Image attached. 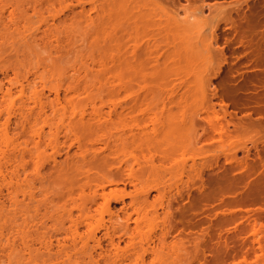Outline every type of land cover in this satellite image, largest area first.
<instances>
[{
  "label": "rangeland",
  "instance_id": "rangeland-1",
  "mask_svg": "<svg viewBox=\"0 0 264 264\" xmlns=\"http://www.w3.org/2000/svg\"><path fill=\"white\" fill-rule=\"evenodd\" d=\"M248 14L258 32L241 43L237 30ZM263 28L264 0H0V106L33 110L22 127L0 112V264H185L177 260H189L191 245L154 255L142 246L159 230L160 207L146 206L140 226L131 220L123 234L125 211L137 210L128 192L142 180L147 188L168 183L165 200L176 206L199 197L213 176L227 173L246 187L261 177L264 169L253 178L245 172L264 157ZM187 41L196 43L193 52ZM220 127L232 136L219 139ZM227 137L246 141L234 140L229 151ZM237 159L249 162L247 171ZM241 187L221 201L239 199ZM155 193L148 200L157 204ZM215 200L193 219L215 222L231 211L223 228L247 230L236 247L247 249L246 264H264L254 235H264V204Z\"/></svg>",
  "mask_w": 264,
  "mask_h": 264
},
{
  "label": "bare ground",
  "instance_id": "bare-ground-1",
  "mask_svg": "<svg viewBox=\"0 0 264 264\" xmlns=\"http://www.w3.org/2000/svg\"><path fill=\"white\" fill-rule=\"evenodd\" d=\"M189 1V0H188ZM186 6V5H185ZM184 6V7H185ZM213 6V5H212ZM187 7V6H186ZM219 7V6H218ZM212 9H214V8H212ZM217 9V8H216ZM218 11H219V8L217 9ZM216 10V11H217ZM213 11V10H212ZM217 11V12H218ZM191 14V13H190ZM251 14H253V13H251ZM188 15V14H187ZM193 15V14H192ZM249 15V14H248ZM254 15H257L256 13H254ZM250 16V18L248 17V18H244V20H245V22L244 21H241L242 23L244 22L245 23V26H242V27H244V28H242L241 26H239V24H238V26L239 27H241L240 29H238V26H237V24H236V22L234 21V23L236 24L235 26H237V31H241V34H239L238 33V35H239V38L237 37V36H235V37H237L238 39H240L241 40V43H242V41H243V37L246 39V41L248 40V38H250V39H252L253 40V38H255V36L253 35L252 36V34H253V31H254V28H256L257 29V27H255V26H258L257 25V23H254V22H252L253 20H256V19H253V20H251L252 19V17H251V15H249ZM191 17V16H190ZM245 17V16H244ZM247 17V16H246ZM254 18V17H253ZM187 19H189V18H187ZM192 19V18H191ZM243 19V18H242ZM172 20H173V17L171 18V23H172ZM229 20H231V19H229ZM240 20L241 19H239V23H240ZM174 21V20H173ZM204 21V20H203ZM233 21V20H232ZM231 21V22H232ZM250 21H251V23L253 24H251L250 23ZM192 22V21H191ZM231 22H230V24H231ZM256 22V21H255ZM193 23V22H192ZM175 23L173 22V24L172 25H174ZM204 24V23H203ZM256 24V25H255ZM263 24V23H262ZM261 24V25H262ZM233 25V24H232ZM240 25H242V24H240ZM244 25V24H243ZM255 25V26H254ZM175 26V25H174ZM235 26H233V27H235ZM191 27V26H190ZM172 28H173V26H172ZM235 29V28H234ZM255 29V30H256ZM264 29V28H263ZM258 30V29H257ZM264 31V30H263ZM234 32V31H233ZM236 32V31H235ZM254 32H258V31H254ZM237 34V33H236ZM261 34V33H260ZM212 35V34H211ZM240 35H241V37H240ZM256 35V34H255ZM210 36V35H209ZM214 36V35H213ZM251 36L253 37V38H251ZM174 37V36H173ZM245 39H244V41H245ZM264 39V38H263ZM174 40V39H173ZM252 40H250V41H252ZM256 40V39H255ZM193 41V40H192ZM192 41H191V43L189 44L188 42L189 41H187L186 42V44L188 45V46H186L187 48H188V50L187 51H192L191 50V47H192ZM239 41V40H238ZM249 41V40H248ZM247 41V42H248ZM259 41H260V39H259ZM263 40H261V42H262ZM256 42V41H255ZM255 42H251V43H255ZM240 43V42H239ZM211 44V43H210ZM209 44V46L212 48V44L210 45ZM189 45L191 46V47H189ZM196 46V43L194 42V44H193V46ZM206 46H205V48L207 47V48H209V46H207V43L205 44ZM246 45H248V44H246ZM173 46H174V44H173ZM195 46H194V48H195ZM255 46V45H254ZM259 46V45H258ZM185 47V48H186ZM204 47V46H203ZM202 47V52L203 53H207L206 51L207 50H205V48H203ZM249 47V46H248ZM174 48V47H173ZM186 48V49H187ZM200 48V47H199ZM257 48V47H256ZM256 48L255 49H253L252 51L253 52H255V50H256ZM28 49V48H27ZM257 49H260V48H257ZM204 50H205V52H204ZM209 50L211 51V49L209 48ZM208 52L209 54L211 53V52ZM258 51V50H257ZM193 52V51H192ZM263 52V51H262ZM219 53H220V50H219ZM260 53V52H259ZM258 52H257V54H259ZM256 54V53H255ZM220 55H221V53H220ZM254 55V54H253ZM262 55L264 56V54L262 53ZM204 56V55H203ZM206 56H207V54H206ZM209 56V55H208ZM211 56V55H210ZM222 56H224V54L222 55ZM256 56V55H255ZM226 57V56H225ZM257 57H259V56H257ZM221 59V58H220ZM224 58H222V60H223ZM256 59V58H255ZM224 60H226V59H224ZM262 60H263V58H262ZM220 61V60H219ZM259 61H260V59H259ZM225 62V61H224ZM223 63V62H222ZM218 64H221V62H219ZM220 65H218V67H219ZM218 67H217V69H218ZM202 71H203V69H201ZM200 71V70H199ZM201 71V72H202ZM6 72V71H5ZM197 73H198V70H197ZM197 73L195 72V74H196V76H199V75H197ZM199 74H201L200 72H199ZM202 75V74H201ZM196 79H198L197 77H195ZM194 78V79H195ZM199 80V79H198ZM188 81H189V79H188ZM201 80H199V82H200ZM180 82V81H179ZM183 82V81H182ZM191 82V81H190ZM198 82V81H197ZM196 82V83H197ZM198 82V83H199ZM179 84V83H178ZM178 84L176 85L177 87H178ZM180 85V84H179ZM185 85V84H184ZM198 85H201V84H198ZM173 86V85H172ZM171 86V87H172ZM182 86V85H181ZM187 86V85H186ZM184 87V86H183ZM198 87V86H197ZM171 89H173V88H171ZM180 89V88H179ZM214 89V88H213ZM222 89V88H221ZM221 89H219V90H221ZM174 90V89H173ZM224 90V89H223ZM175 91V90H174ZM173 91V92H174ZM199 93H200V91H198ZM212 92H214V91H212ZM215 92H216V90H215ZM218 92V91H217ZM221 92V91H220ZM223 92V91H222ZM57 95V94H56ZM202 96V93H200L199 94V96ZM213 95V94H212ZM215 95V94H214ZM223 95V94H222ZM221 95V96H222ZM172 96V95H171ZM170 96V97H171ZM200 96V97H201ZM204 97V96H203ZM202 100V99H201ZM223 100V99H222ZM221 106H222V109H223V105H225V104H220ZM220 105H219V108H220ZM226 106V105H225ZM203 107H205V106H203ZM213 107V106H212ZM23 108H24V103L22 102L21 104H19V106L17 107V109H15V108H13V110H12V108L11 107H1L0 106V112H2V110H7L6 112H8V114L9 115H14V117H15V119H14V121H13V123L15 124V126H18V125H20L21 126V124H22V119L24 120V119H28V117L33 113V110H32V107L31 106H27V112H24V110H23ZM201 109H199L200 111L202 110V107H200ZM216 107H214L212 110H211V112H214L216 109H215ZM9 109H11L10 111H9ZM15 109V110H14ZM218 109V108H217ZM221 109V110H222ZM227 109V108H226ZM225 108H224V110L225 111H227ZM206 110H210V109H208L207 107H206ZM220 110V111H221ZM217 111V110H216ZM216 111L213 113V115H217L216 114ZM5 112V111H4ZM5 112V113H6ZM11 113V114H10ZM12 113H14V114H12ZM217 113H218V111H217ZM223 113H225L224 111H223ZM228 113V112H227ZM208 114H211V113H208ZM221 114H222V112H221ZM220 113H219V115H221ZM226 114V113H225ZM229 114V113H228ZM9 115H6V117L7 116H9ZM219 115H217V116H219ZM17 116V117H16ZM225 116V115H224ZM224 116H222V117H224ZM211 117H212V114H211ZM221 117V116H220ZM217 118V117H216ZM10 119H11V116H10ZM218 119V118H217ZM226 119V118H225ZM5 120H7V122H9L8 120H9V118L7 117V119H5ZM225 121H227V120H225ZM6 122V121H5ZM228 122V124H230V122L229 121H227ZM227 122H225L224 124H226ZM226 126H227V124H226ZM226 126H222V128L223 129H225V128H227ZM22 127V126H21ZM212 128H214V127H212ZM222 128L220 127L219 128V130L217 131V132H219V134H220V137H219V139L225 134H229V132L228 133H224V134H221V133H223V132H226L225 130H223L222 131ZM23 129V128H22ZM253 129H255V128H253ZM252 129V130H253ZM213 130V129H212ZM228 131H229V129H227ZM256 130V129H255ZM208 132H210V131H208ZM215 132V131H214ZM249 133V132H248ZM247 133V134H248ZM258 133H259V131H258ZM209 134V133H208ZM217 134V133H216ZM250 134V133H249ZM251 134H253V133H251ZM212 135H214V134H212ZM218 135V134H217ZM222 135V136H221ZM230 135V134H229ZM228 135V136H229ZM209 136H210V134H209ZM209 136H207V138L209 139V138H211V136L209 137ZM219 136V135H218ZM227 136V135H226ZM226 136H223V137H226ZM230 136H232V135H230ZM234 136V135H233ZM251 136H254V134L253 135H251ZM223 137H222V139H223ZM235 137V136H234ZM237 137H238V135H237ZM262 137V136H261ZM229 137H227V139H228ZM232 138V137H231ZM242 138V137H241ZM241 138H237V140L238 139H240V140H238V142L240 141V142H242L243 140L244 141H246L245 139H241ZM216 139V138H215ZM225 139V138H224ZM230 139V138H229ZM228 139V140H229ZM251 139H253V137L251 138ZM259 139H261V138H259ZM259 139H257V141L259 140ZM205 140V139H204ZM234 140H236V138H234ZM233 139L232 140H229V143L227 142V145H224V149H226L227 147H230L231 148V150L235 147V146H233V145H235L236 144V142L234 141ZM236 140V141H237ZM264 140V139H263ZM225 141V143H226V140H224ZM224 141H220V142H223L224 143ZM243 141V142H244ZM251 141V140H250ZM262 141V140H261ZM260 141V142H261ZM235 142V143H234ZM237 142V143H238ZM242 142V143H243ZM264 143V142H263ZM255 144H256V142H255ZM258 144V143H257ZM222 145V144H221ZM262 145V144H261ZM225 146H227L226 148H225ZM256 146V145H255ZM219 147H220V145H219ZM221 149V148H220ZM224 149H223V151H224ZM226 150H229L228 148L226 149ZM250 150V149H249ZM230 151V150H229ZM248 151V150H247ZM228 152V151H227ZM248 156V155H247ZM250 156V155H249ZM258 157V160H256L255 161V163H253V161H252V158H251V160L249 161V162H251L252 161V166H251V168H250V171H248L247 173L245 172V175L247 176L248 175V173L249 174H251L252 173V178H253V173L254 174H258L259 173V171H257L256 173H255V169L256 168H259L258 170H261V169H264V157H262L261 155H258L257 156ZM244 158H246V157H244ZM243 158V159H244ZM248 159H250L249 157H248ZM254 159H255V157H254ZM253 159V160H254ZM162 160V159H161ZM230 159H228V161H229ZM237 160H240L241 162H237L236 164L237 165H241L239 168L241 169V170H244L245 169V166H246V171H247V167H249L250 165H248L249 164V162H248V164H247V162L246 163H243L244 162V160H243V162H242V159H237ZM193 162H194V160H193ZM195 163V162H194ZM228 163H232V162H228ZM235 163V162H234ZM190 166H192V163L191 164H189ZM188 165V166H189ZM194 165V164H193ZM232 165L234 166V164L232 163ZM248 165V166H247ZM236 166V165H235ZM178 167H180L181 168V166H178ZM177 167V168H178ZM184 167V166H183ZM193 167V166H192ZM192 167H191V169H192ZM195 167V166H194ZM193 167V168H194ZM179 168V169H180ZM127 169H129V168H127ZM179 169L177 170V171H179ZM183 169V168H182ZM188 169H189V167H188ZM195 169H197V167H195ZM199 169V168H198ZM185 170V169H184ZM248 170H249V168H248ZM128 171H130V170H128ZM181 171V174H182V170H180ZM179 171V172H180ZM189 171H191L190 169H189ZM194 171V170H193ZM262 172L264 171V170H261ZM260 171V172H261ZM0 172H1V168H0ZM188 171H187V169H186V173H187ZM198 172H199V170H198ZM198 172H196V175H197V173ZM244 172V171H243ZM262 172H261V174H260V178L259 179H257L256 181H255V178L253 179L255 182H253V183H251L249 186H247L246 187V183L245 182H243V186L245 185V189L243 188V186L240 184V185H238L239 184V181L237 182V183H235L234 181L232 182L230 179H229V176H227V173H226V176H224L223 178H217V177H214L213 176V178H209V180L207 181V185L205 184V186L203 185L204 184V182H203V184H201V185H203V186H201V185H199V187H198V190L200 191V196L199 197H196V198H193L192 199V197H191V200L189 199V201L187 202L186 201V203H181L180 201H178V203H177V201H176V206H172V204L171 203H169V200L168 201H166L165 200V198H166V194H167V198H169V196H170V193H171V189H172V187H170V185H169V187H168V183H166L165 184V186L163 185H161L160 183H162V182H160L159 184H157V183H155V184H152L150 187H148L147 188V186L148 185H145L144 183L145 182H140L139 181V183H140V185H138L137 186V184H135V185H133V186H135V189H134V192H128V194H129V196H130V198H131V201L129 202V204L131 203V204H133L132 206H134L135 208L133 209V210H135V209H137V210H135L136 212H135V217H132V215H131V213H128L127 211H125V213H124V216H123V219L121 220V226H122V228H124V231H125V233L123 232V234H125V235H127L126 233H127V231H129L130 230V221L132 220L135 224V228L138 226H140V221L142 222V220H144L143 218H145V214H146V212H142V211H144L143 209H145V207L146 206H153V205H155V208H159L160 207V209H161V218H160V222H159V230L156 232V233H152V234H154L153 236H150V237H148L146 240H145V242H143L142 243V246H143V244H144V250H146V251H149L152 255H154V254H156V253H159V248L160 247H180L182 250H185L186 248L185 247H187L188 248V246H189V251H190V245H191V248H193V249H191V251H193L192 252V255L190 254V253H188L189 255L188 256H190L191 255V257L189 258V260L187 259V258H185V257H182V258H179L177 261L178 262H181L182 260L184 261V263L185 264H227V263H229V264H246V263H248L247 261H248V252H247V249L246 248H244V246L243 247H236V241L238 240H240V241H243L246 237H247V235H245L246 234V231L245 230H240L239 231V233L238 232H235V233H230V231H228L227 229H224L223 227L225 226V228H226V225H225V222L229 219H231V218H233V217H229V218H227L226 217V215L227 214H229V213H231V211H229V213H226L225 212V209H224V211H221L220 213H221V216L222 217H220V218H218L217 220L215 219V222H213V220L210 218V217H207V216H205V217H203V219H193V217H196L195 216V214H197V212L198 211H200V210H204V208H208V211H209V209L215 204H213V202L211 203L210 201H213L214 199H216L217 198V200L219 201H224L225 200V198L223 197H221L220 198V195H222V193H223V195H224V193H225V191L226 190H228V191H230V192H237L239 189H238V187H241V188H243V194H242V196H240V198L239 199H237V200H235V199H230L231 201H229L228 203L229 204H227V201H228V199L226 200V202L224 203V202H222V203H224V205H230V202L231 203H237V204H239V205H243V204H259V205H261V204H264V173H263V175H262ZM125 173V172H124ZM185 173V172H184ZM191 173V172H190ZM190 173H188V174H190ZM195 173V172H194ZM232 173V172H231ZM175 174H178V173H176V171H175ZM175 174H174V176H175ZM181 174H179V175H181ZM187 174V175H188ZM192 175H190V177L191 176H193V173H191ZM199 175L201 174V173H198ZM229 174H230V172H229ZM124 175V174H123ZM126 175H127V173H126ZM178 175V176H179ZM186 175V176H187ZM244 175V176H245ZM128 176H131L130 174H128ZM177 176V175H176ZM184 176V175H183ZM201 176V175H200ZM200 176H199V179H200ZM216 176V175H215ZM258 176V175H257ZM194 177H195V174H194ZM194 177H192V178H194ZM198 176H196V178H197ZM249 177L250 176H248L247 178L249 179ZM259 177V176H258ZM127 178V177H126ZM129 178V177H128ZM180 178V177H179ZM182 178V177H181ZM203 178V177H202ZM244 178V177H243ZM246 178V177H245ZM246 178V179H247ZM252 178H250V179H252ZM195 179V178H194ZM198 179V178H197ZM130 180V179H129ZM201 181V180H200ZM203 181V180H202ZM246 181V180H245ZM250 181V180H249ZM130 182V183H131ZM134 182H136V181H134ZM138 182V181H137ZM182 182V181H181ZM248 182V181H247ZM250 183V182H249ZM7 184H9V185H14V184H17L12 178H10L9 179V181L7 182ZM174 185H176L175 183H174ZM163 188V187H167V188H163V189H160L161 187ZM202 187V188H201ZM201 190H200V189ZM150 189H153V190H155V192L157 191V193H159L160 194V196L157 194V193H155V194H157V199H158V196H159V199H158V201H157V204H156V202L154 203V199H153V203H151L149 200H148V194H149V192H150ZM164 189H166L165 191H164ZM175 189H176V187H175ZM238 189V190H237ZM235 190H237V191H235ZM176 192V191H175ZM178 192V191H177ZM239 192V191H238ZM124 194L123 195H125L126 196V194L127 193H125V192H123ZM166 193V194H165ZM241 193V192H240ZM169 194V195H168ZM122 196V195H121ZM123 197V196H122ZM122 197H121V200H123L122 199ZM173 197V196H172ZM219 197V198H218ZM234 197V196H233ZM153 198H156V197H153ZM228 198V197H227ZM235 198V197H234ZM171 199V198H170ZM224 199V200H223ZM217 200H215L216 202H217ZM149 201V202H148ZM156 201V200H155ZM214 201V202H215ZM180 202V203H179ZM220 202V204L221 205H223L222 203ZM128 204V205H129ZM157 205V206H156ZM215 205H217V203L215 204ZM131 206V205H130ZM136 206H137V208H136ZM219 206V205H218ZM231 206V205H230ZM124 207V206H123ZM126 207V206H125ZM124 207V208H125ZM155 208H153L154 210H153V212L155 211ZM126 209V208H125ZM142 209V210H141ZM211 210V209H210ZM228 210V209H227ZM157 211V210H156ZM207 211V212H208ZM215 211V210H214ZM217 211V210H216ZM220 211V210H219ZM127 212V213H126ZM211 212V211H210ZM156 213V212H155ZM200 213H203V212H200ZM212 213H214L213 211H212ZM211 213V214H212ZM158 214H160V213H158ZM206 214H209V213H206ZM217 214H218V212H215L214 213V215H215V218H216V216H217ZM194 215V216H193ZM234 215V214H233ZM23 216H25V213L23 214ZM204 216V215H203ZM211 216V215H210ZM213 216V215H212ZM218 217V216H217ZM198 218V217H197ZM155 219H158L157 217L156 218H154V221L156 222L157 220H155ZM213 219H214V216H213ZM233 220V219H232ZM235 220V219H234ZM158 222V221H157ZM258 223H259V221H258ZM257 223V224H258ZM260 223H261V221H260ZM157 224V223H156ZM137 225V226H136ZM154 225H155V223H154ZM157 225V226H158ZM261 225V224H260ZM156 226V227H157ZM137 227V228H138ZM152 228V227H151ZM155 228V227H154ZM153 228V230H155ZM225 230L226 231V234L225 235H223L222 236V230ZM106 230H108V229H106ZM139 230V229H138ZM141 231H142V229H140ZM198 231H200V232H198ZM154 232V231H153ZM109 233L110 232H106V233H104L105 235L104 236H106L107 234H108V236H107V238H108V240H109V243L111 244V245H113V246H115V247H117V244L118 243H116L115 244V242H114V239L112 238V234H110L109 235ZM139 233L140 234H142L143 232H140L139 231ZM243 233H244V235H243ZM259 231H258V229H255L254 230V235H255V240L257 241V243L259 244V246L257 247V248H259L260 249V251H264L263 249V247L261 246L262 244V242H263V240H262V237H264V235L262 236H260L259 235ZM128 234H129V232H128ZM145 234V233H144ZM194 234V235H193ZM143 235V234H142ZM151 235V234H150ZM193 238H192V237ZM122 237V236H121ZM121 237H119V238H121ZM145 239V236H143L141 239ZM261 240H262V242H261ZM144 241V240H143ZM240 241H239V243H240ZM245 241V240H244ZM98 242V241H97ZM96 242V244H98V246H100V243H97ZM242 243V242H241ZM241 243H240V246H241ZM243 245V244H242ZM193 246V247H192ZM208 249V253L206 252V250ZM188 250V249H187ZM188 251V252H189ZM186 254V253H185ZM186 256H187V254H186ZM186 261V262H185ZM183 262H181V264H182ZM142 264H144V263H142ZM162 264H167V262H165L164 260H163V263ZM253 264H257V263H253Z\"/></svg>",
  "mask_w": 264,
  "mask_h": 264
}]
</instances>
